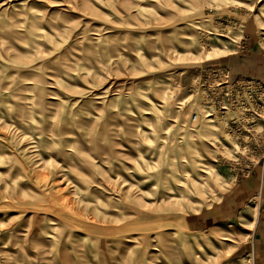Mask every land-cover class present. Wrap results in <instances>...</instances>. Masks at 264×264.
<instances>
[{
    "label": "rangeland",
    "instance_id": "rangeland-1",
    "mask_svg": "<svg viewBox=\"0 0 264 264\" xmlns=\"http://www.w3.org/2000/svg\"><path fill=\"white\" fill-rule=\"evenodd\" d=\"M262 1L0 0V264L249 263L189 225L256 160L195 85Z\"/></svg>",
    "mask_w": 264,
    "mask_h": 264
},
{
    "label": "crops",
    "instance_id": "crops-1",
    "mask_svg": "<svg viewBox=\"0 0 264 264\" xmlns=\"http://www.w3.org/2000/svg\"><path fill=\"white\" fill-rule=\"evenodd\" d=\"M243 35L245 38L238 49L226 56L222 65L229 69L231 79L239 75L263 78L264 45L260 42V34L258 35L254 26H245ZM241 218H244L243 222L248 227L244 226ZM233 224H239L242 229L249 231L246 233L249 240L240 247L244 249L243 254L249 253L251 257L243 260L247 259L248 264H251V260L252 264H264V160H260L218 202L196 214L189 223L195 230H207L222 225L231 227ZM241 234L244 238L245 234L239 233Z\"/></svg>",
    "mask_w": 264,
    "mask_h": 264
},
{
    "label": "built area",
    "instance_id": "built-area-1",
    "mask_svg": "<svg viewBox=\"0 0 264 264\" xmlns=\"http://www.w3.org/2000/svg\"><path fill=\"white\" fill-rule=\"evenodd\" d=\"M195 88L204 96L203 118L228 119L225 124H228L229 135L241 136L243 143L246 138L250 139L244 147L252 149L250 156L256 160L242 173L249 174L260 160H264V77L239 75L231 79L227 67H210L196 78ZM199 117L195 113L192 121Z\"/></svg>",
    "mask_w": 264,
    "mask_h": 264
},
{
    "label": "bare ground",
    "instance_id": "bare-ground-1",
    "mask_svg": "<svg viewBox=\"0 0 264 264\" xmlns=\"http://www.w3.org/2000/svg\"><path fill=\"white\" fill-rule=\"evenodd\" d=\"M263 5H261L260 7H259V10L258 11H256L255 12V19L258 21V22H263L264 21V11H263V8L261 9V7H262ZM264 24V23H263ZM264 30V29H263ZM204 57L206 58V59H209V56L208 55H204ZM148 102V101H147ZM202 115H203V112H202ZM201 130L202 131H204V132H206L208 135L207 136H209L210 135V133H213V132H216L215 131V129H213L212 127H205L204 125H202L201 126ZM200 129V128H199ZM59 131H63V129H62V127H60L59 128ZM204 136L206 135V134H203ZM197 162V161H196ZM193 164H194V166L196 167V164L193 162ZM198 167H201L200 165H198ZM203 168H206L205 166H203ZM186 171L184 170V171H182V173H185ZM191 180V179H190ZM174 182L175 183H180V182H182V180L180 179V177L179 176H176L175 178H174ZM140 192H138V194H139ZM171 200V199H170ZM169 200V201H170ZM175 200V199H174ZM169 203V202H168ZM166 204V203H165ZM129 210V209H128ZM127 210V211H128ZM129 214H131V212L129 213ZM182 226L185 228V230H186V227H185V223H184V217H182ZM216 235L218 236L217 238H220V239H222V241H231L234 245L237 243V241H239L240 240V238H233V240H231V239H229V238H227L223 233L221 234L220 232H218V233H216ZM52 239V238H51ZM195 243H196V241H195ZM237 245V244H236Z\"/></svg>",
    "mask_w": 264,
    "mask_h": 264
}]
</instances>
